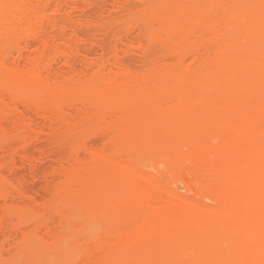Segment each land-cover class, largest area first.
<instances>
[{
    "label": "bare ground",
    "instance_id": "bare-ground-1",
    "mask_svg": "<svg viewBox=\"0 0 264 264\" xmlns=\"http://www.w3.org/2000/svg\"><path fill=\"white\" fill-rule=\"evenodd\" d=\"M9 124L0 264H264V0H0Z\"/></svg>",
    "mask_w": 264,
    "mask_h": 264
},
{
    "label": "rangeland",
    "instance_id": "rangeland-1",
    "mask_svg": "<svg viewBox=\"0 0 264 264\" xmlns=\"http://www.w3.org/2000/svg\"><path fill=\"white\" fill-rule=\"evenodd\" d=\"M134 4L136 5V3L134 2ZM107 6H109L110 7V5H107ZM91 9H93V8H91ZM90 10V9H89ZM95 9H93V11H94ZM123 17H124V15H123ZM111 35V34H110ZM109 35V36H110ZM113 36H115L114 34H112V38L111 37H109V38H111V41H110V39L109 38H105L106 39V41L107 42H111L110 43V45L112 44V39H113ZM106 37H108V35H106ZM116 37V36H115ZM114 37V38H115ZM7 40H5V42H7L8 40L11 42L12 40H10V39H8V38H6ZM114 40H116V39H113V44H114ZM4 42V43H5ZM116 43V42H115ZM95 47V48H94ZM91 46V48L89 49V50H93L92 52L90 51L89 53L90 54H92L93 56H96V50H98V54H99V52H100V49H98V47L96 48V46ZM89 48V47H88ZM96 49V50H95ZM95 50V51H94ZM95 53V54H94ZM136 53V52H135ZM131 54H133L132 56L131 55H129L128 54V59L132 62H134V63H136L137 65H138V62L140 61V63H142L141 62V58H140V54L139 55H137L136 56V54H134V52L133 53H131ZM131 56V57H130ZM141 57H143V56H141ZM138 58H140V59H138ZM132 62V63H133ZM133 63V64H134ZM135 64V65H136ZM140 65V64H139ZM36 118V117H35ZM35 121H37V122H40V121H42L40 118H36V119H34ZM39 120V121H38ZM8 126H10L11 127V125L9 124ZM7 125H6V127L4 126L3 128H1L0 129V147L2 148H0V150H3L4 151V149H5V147H6V144L7 143H11L12 145H14L13 143L14 142H17L16 144H19V142H20V140L17 138V136L18 135H16L15 133H13L14 132V128L13 127H11L12 128V130H11V128L10 127H8ZM9 129H10V131H11V133H13L12 135L10 134V132H9ZM5 131V132H4ZM9 132V134H8V132ZM13 131V132H12ZM3 132V133H2ZM8 136H7V135ZM10 135V136H9ZM4 137L5 138H7V140L5 139L4 140ZM19 137V136H18ZM101 137H102V135H101ZM14 138L17 140H14ZM91 138H93V137H91ZM96 137H94L93 139H95ZM98 138V137H97ZM96 138V140H92L93 141V143L95 142V144L96 143H98V142H100V143H102L101 141H103L102 140V138H104V137H102V138H98L97 139ZM37 139V140H36ZM11 140H14V142L13 141H11ZM91 140V139H90ZM101 140V141H100ZM6 143H5V142ZM7 141H9V142H7ZM3 142L5 143L4 145L5 146H2L3 145ZM99 143V144H100ZM15 144V145H16ZM45 144V145H44ZM8 145V144H7ZM12 145H8V146H12ZM50 145V142H49V140H46V137H44V136H38L37 138H35V143L33 142V144H31V145H29V148H28V151H29V153H31V154H33V155H35L36 154V156H40L39 157V162H37V166L35 165V169H33V168H31V169H29L30 168V165H26V163L24 164V165H22L21 167H20V169H17L13 174H11L10 176L14 179V181H19V182H21V184H23L22 185V187H24L25 188V191L27 192V193H29L30 195L31 194H33V195H35V197L37 196V198L39 197V199H40V196L39 195H41V197H48V196H44V195H48L49 193V191H47L48 190V188L47 187H49L50 186V184H51V182H53V183H56V181H55V179L57 180V178H62V175H61V177H58L59 175H56V176H54L55 178H54V180H53V176H51L50 175V171H51V169H52V167H53V164L55 163V160H53L54 159V156H52L50 153H51V151L50 150H53V145L51 146L50 145V147H48ZM7 146V147H8ZM44 146H46V147H44ZM41 147H42V149H44V148H46V149H48L49 151H50V153H49V155L48 154H44L43 155V153L40 151V150H42L41 149ZM40 149V150H39ZM1 152V151H0ZM5 152V151H4ZM34 152H36V153H34ZM39 152H40V154H39ZM39 155H38V154ZM59 153V152H58ZM58 153H56V154H58ZM3 154V152H1V154H0V156ZM43 157H42V156ZM50 156H52L50 159H49V157ZM41 157L43 158V159H41ZM45 157V158H44ZM41 160V161H40ZM53 161V163H51ZM52 164V165H51ZM45 169V170H44ZM2 170V172H7L6 170H4L3 171V169H1ZM36 171V172H35ZM44 171V172H43ZM47 171H49L48 172V174H47ZM43 173H44V175H43ZM46 173V174H45ZM4 174V173H3ZM6 174H8L9 175V173H6ZM28 174H30V175H28ZM15 175V176H14ZM25 175H26V177H25ZM43 177H45V178H42V176ZM45 175H48V177L47 176H45ZM49 175H50V178H51V182H50V178H49ZM23 177H24V179H23ZM41 178H42V180H41ZM23 179V180H22ZM27 179V180H26ZM48 180V181H46V180ZM44 180H45V182H44ZM59 181V180H58ZM57 181V182H58ZM50 182V183H49ZM48 185H47V184ZM24 184H26V185H24ZM178 184V186H179V189L180 190H183L184 191V189H185V187H183V183H177ZM31 187V188H30ZM37 188V189H36ZM50 188V187H49ZM36 189V190H35ZM41 189V190H40ZM44 191V192H43ZM39 193V194H38ZM42 193V194H41ZM37 194V195H36ZM20 236V235H19ZM6 253H8V252H6ZM5 253V254H6ZM6 256H8V255H6ZM45 257H47L48 255L46 254V255H44ZM8 264H13L12 263V261L9 263L8 262Z\"/></svg>",
    "mask_w": 264,
    "mask_h": 264
}]
</instances>
